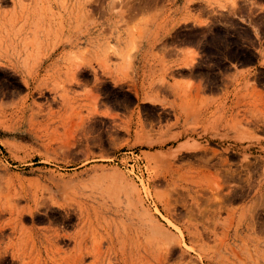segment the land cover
I'll list each match as a JSON object with an SVG mask.
<instances>
[{
    "label": "rangeland",
    "instance_id": "rangeland-1",
    "mask_svg": "<svg viewBox=\"0 0 264 264\" xmlns=\"http://www.w3.org/2000/svg\"><path fill=\"white\" fill-rule=\"evenodd\" d=\"M236 4L0 0V264H264L261 104L202 122L208 106L183 93L178 132L160 94L172 66L157 51L143 106L133 93L141 49L164 37L200 44L195 71L212 82L228 62L255 61ZM196 12L217 23L185 24ZM256 21L264 31V13ZM260 88L264 70L244 86ZM222 123L238 145L199 141Z\"/></svg>",
    "mask_w": 264,
    "mask_h": 264
},
{
    "label": "crops",
    "instance_id": "crops-1",
    "mask_svg": "<svg viewBox=\"0 0 264 264\" xmlns=\"http://www.w3.org/2000/svg\"><path fill=\"white\" fill-rule=\"evenodd\" d=\"M238 7H247V13L242 15H235L238 23L251 30L253 37V46L251 47L256 54V59L252 63L240 64L234 62H228L225 71L219 72L217 82H212L202 74L195 70L206 62V55L204 49L200 44L193 42H180L174 45H165V37L159 42H147L144 44L137 57V88L133 90V93L137 97V106H143L142 99L145 97V91L141 88V77L146 63L153 61V52L157 51L158 60L165 59L167 65L172 67L169 69L167 81L168 84L164 85L161 89V98H163L162 106L171 110L178 120L177 131L181 132L185 130L182 125L185 122V116L182 114L181 105L183 99L182 94L186 93L191 95L197 104L205 103L208 109L201 115V120L205 121L211 113L220 108V113L224 114L226 119L233 116H240L250 108L246 103L253 100L258 101L261 104V109H264V92L260 88L261 92H249L246 94L244 86L248 82H253L255 75L264 70V31L261 30L259 22L256 21L258 15L264 13V0H237ZM231 10V9H230ZM230 10H227L230 11ZM233 10V8H232ZM167 12H163L160 16H156L153 19L157 21L163 20ZM182 15H176L175 19L178 20V24L171 29L170 32H174L177 28L184 24ZM162 22V21H161ZM160 23V22H159ZM217 23V18H211L207 15L194 13V20H190L185 24H192L197 27L203 28L205 25ZM170 22L167 23V27ZM159 24L153 26V32L158 31ZM170 27V26H169ZM156 47V48H155ZM210 66V64H209ZM160 67L153 65V70H158ZM178 86V97L173 96V86ZM241 88V89H240ZM152 97V96H150ZM156 98V97H152ZM175 102L177 106L171 108ZM164 104V105H163ZM221 106V107H219ZM175 122V119L172 121ZM166 124H164L165 126ZM264 128L258 127L253 129L254 133L259 136H263L261 131ZM219 135L209 133L202 136L199 141H211L220 140V137H226V141L222 142L227 146L238 145L234 142L235 134L228 128H225V124H221L218 127ZM202 133V131H200ZM198 135L194 136L198 140ZM187 140V136L184 135L182 142ZM264 146V141L260 143Z\"/></svg>",
    "mask_w": 264,
    "mask_h": 264
},
{
    "label": "bare ground",
    "instance_id": "bare-ground-1",
    "mask_svg": "<svg viewBox=\"0 0 264 264\" xmlns=\"http://www.w3.org/2000/svg\"><path fill=\"white\" fill-rule=\"evenodd\" d=\"M60 237V236H59Z\"/></svg>",
    "mask_w": 264,
    "mask_h": 264
}]
</instances>
